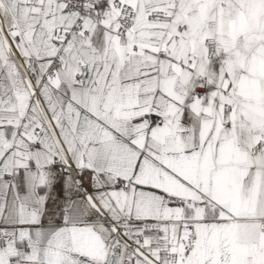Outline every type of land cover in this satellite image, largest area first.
Masks as SVG:
<instances>
[{"label":"snow or ice","instance_id":"6c2138e0","mask_svg":"<svg viewBox=\"0 0 264 264\" xmlns=\"http://www.w3.org/2000/svg\"><path fill=\"white\" fill-rule=\"evenodd\" d=\"M0 264H264V0H0Z\"/></svg>","mask_w":264,"mask_h":264}]
</instances>
